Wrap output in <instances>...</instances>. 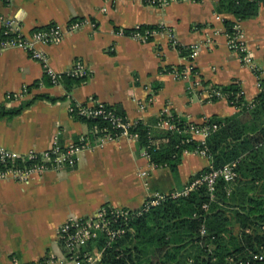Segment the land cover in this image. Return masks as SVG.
Listing matches in <instances>:
<instances>
[{"label":"crops","instance_id":"0c3cea01","mask_svg":"<svg viewBox=\"0 0 264 264\" xmlns=\"http://www.w3.org/2000/svg\"><path fill=\"white\" fill-rule=\"evenodd\" d=\"M217 1L155 6L142 0H0V16L16 18L26 34L53 23L91 21L79 30L65 31L57 42L37 45L58 74L77 61L88 69V77L71 92L64 82L38 87L44 68L27 50L0 49V146L26 154L49 148L55 137L69 144L90 133L87 122L69 113L74 103L105 102L124 110L131 122L145 123L164 112L196 124L239 112L226 97L210 101L205 93L189 90L188 80L173 72L179 65H192L208 84L237 82L246 104L253 105L264 79V5L256 16L240 21L259 76L229 49L224 19L234 16L217 13ZM138 25L170 29L181 46H196L197 53L192 60L182 56L165 31L145 42L117 32ZM24 86L30 91L20 97ZM210 164L206 155L185 152L173 174L168 166L151 163L137 141L121 135L103 143L96 140L81 151L73 167L36 174L25 182L0 176V264L45 259L48 264H73L64 259L59 238L66 220L91 216L104 205L140 209L156 194L183 190L192 175Z\"/></svg>","mask_w":264,"mask_h":264},{"label":"trees","instance_id":"16d2710c","mask_svg":"<svg viewBox=\"0 0 264 264\" xmlns=\"http://www.w3.org/2000/svg\"><path fill=\"white\" fill-rule=\"evenodd\" d=\"M262 5L264 0H218L216 12L234 16V19H224L226 31L232 34L236 21L256 16ZM154 28L157 27L141 25L142 30ZM131 30L133 28L126 32ZM180 53L187 56L189 51L181 47ZM176 68L182 71L186 66L179 65ZM171 69L167 68L168 71ZM42 81L51 85L47 75ZM83 81L84 78L66 75L62 79L69 92ZM260 85V92L251 106L246 104L243 94H240L242 89L237 82L214 85L240 110L232 117L209 118L206 124L216 123L218 129L207 137L204 145L196 140H188L192 123L174 112L163 114L151 123L138 120L130 126L131 133H138V147L147 151L151 163L168 166L173 174H177L185 152L207 149L211 164L192 175L187 186L212 167L221 168L232 162L237 163L238 176L233 182L220 178L214 198H211L207 185L202 184L186 196L166 197L159 204L142 211L131 219L126 233L106 247L96 264H230L231 257L248 258L252 252L260 251V246L264 245V236L259 233V227L264 223V79H260ZM40 97L48 96H35ZM218 99L215 96L212 101ZM23 107L14 113L20 112ZM115 108L123 118H127L124 110L118 106ZM73 116L87 122L90 128L95 125L107 128L113 138L119 137L122 132L120 127L113 126L103 118ZM163 119L171 120L176 128L170 130L158 127V122ZM7 165L9 163H0V168ZM205 203L209 204L207 210L202 207ZM203 225L205 234H201ZM235 226H238V232H235ZM248 228L253 231L247 232ZM107 244V238L101 235L99 239L90 241L88 248L101 249Z\"/></svg>","mask_w":264,"mask_h":264},{"label":"built area","instance_id":"2783aa9c","mask_svg":"<svg viewBox=\"0 0 264 264\" xmlns=\"http://www.w3.org/2000/svg\"><path fill=\"white\" fill-rule=\"evenodd\" d=\"M144 3L155 6H167L173 1H198V0H142ZM86 24H91V21L87 18H78L69 21L66 26L53 23L46 27L33 29L30 33L26 34L21 29V24L16 18H8L0 16V49L5 48H23L27 50L33 59L40 61L44 68V73L50 78V83L57 85L62 82L63 76L81 77L86 78L89 75L88 69L79 61L68 69L63 74L56 73L49 66V59L47 55L37 48L38 44H50L60 40L65 31H76L84 27ZM161 31H165L170 38L173 47L180 51V48H184L189 51L187 57L192 60L196 55V46L184 47L181 46L170 29L154 28L142 30L141 25L133 28L130 32L125 30L117 31L119 34L130 36L139 41H150L156 34ZM227 44L231 51L237 53L241 61L250 65L256 74L261 75L260 68L254 64L244 40L243 30L241 29L240 21L234 24V33L229 34L226 31ZM4 36H6L4 38ZM193 66L190 65L184 70L180 71L177 68L174 69V74L178 77L184 78L189 82V90L199 93H205L207 99L212 101L216 96L218 98L226 97V94L219 91L212 84H205L204 80L200 76L197 70H193ZM43 81L39 82L38 87L43 86ZM259 86L260 81H259ZM30 91V86H24L18 96L24 97ZM243 94V91L240 92ZM8 97H12L11 94ZM69 113L71 115L77 114L79 116H85L87 118H103L108 120L113 126L120 127L121 135H126L131 139L138 141V133H131L129 128L132 124L138 122H131L128 118H123L121 114L117 112V109L105 102L101 101H89L85 103H74L69 105ZM163 114L170 115V112H164ZM161 115V116H162ZM209 118H205L201 123V126H197L195 123L190 124L188 140H196L200 144L206 143L207 137L218 129V124H206ZM158 127L165 129H175L176 126L169 119H163L158 122ZM113 137L107 132V128H100L95 125L91 128L90 133L82 134L77 139L69 144H62L59 137H55L53 144L43 150L35 151L31 150L26 154H15L9 149L0 146V163L7 164L5 168H0L1 177H11L18 181L25 182L29 180L33 175L42 174L49 170H62L66 167H73L77 164L79 154L84 149L93 146V142L100 140L103 143L105 140L112 139ZM196 153L206 155L207 149L201 148L195 151ZM144 154L149 157L146 150ZM209 157V156H208ZM237 163L232 162L226 164L221 168H211L203 176L196 179L190 185L186 186L181 191H174L166 194H156L153 197L148 198L142 208L140 209H127L116 208L110 205L101 206L95 214L88 217L69 218L59 227V238L64 249V259L72 262L73 264H96L101 260L106 247L113 241L122 237L126 233V228L132 218L138 216L144 210H148L151 206L159 204L166 197L178 198L180 196L188 195L190 191L200 187L202 184H206L208 191L211 194V198H214V192L216 190V184L220 178L226 182H233L238 173L236 171ZM203 209L207 210L209 204L205 203ZM252 228H248L247 232H252ZM205 226L201 229V234H205ZM259 233L264 236V223L259 227ZM101 235H104L108 244L99 249L94 247L92 250L88 248L90 241L99 239ZM252 256L248 258L231 257L230 264H263L264 263V245L260 246L259 252H252ZM48 259L37 260L26 264H48ZM15 264H20L15 263Z\"/></svg>","mask_w":264,"mask_h":264},{"label":"rangeland","instance_id":"374dc122","mask_svg":"<svg viewBox=\"0 0 264 264\" xmlns=\"http://www.w3.org/2000/svg\"><path fill=\"white\" fill-rule=\"evenodd\" d=\"M184 196H186V195H184ZM238 230H239L238 226H235V232H238Z\"/></svg>","mask_w":264,"mask_h":264}]
</instances>
